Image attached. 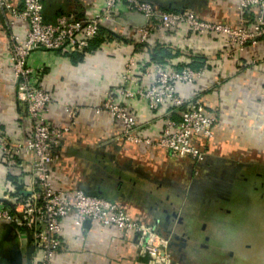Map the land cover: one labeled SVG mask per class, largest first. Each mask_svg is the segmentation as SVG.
<instances>
[{
	"label": "crops",
	"instance_id": "1",
	"mask_svg": "<svg viewBox=\"0 0 264 264\" xmlns=\"http://www.w3.org/2000/svg\"><path fill=\"white\" fill-rule=\"evenodd\" d=\"M151 1L167 12L189 11L205 22L237 25V0ZM41 2L46 21L55 23L61 17L88 19L103 0ZM9 4L21 10L24 0H9ZM9 17L0 7V126L11 144H19L31 137L32 127L26 113L19 108V85L11 70V36L14 34L23 42L28 25L11 24ZM143 22L135 14L121 10L113 21L103 23L91 52L38 50L32 53L28 64L41 71V87L55 100L49 113L50 123L69 128L57 149L58 161L53 167L58 188L72 194L81 190L90 196L118 202L127 214L153 226L162 236H168L173 227L177 230L173 232L183 234L182 225L188 222L190 230L193 225L196 227L198 214L195 212L203 214L200 208L211 207L221 199L222 185L241 177V170H257V177L264 179V47H250L242 54L240 64L228 60L222 66L215 38L201 39L185 28L179 33L162 30L149 39L148 45L159 53L155 55L157 59L169 51L174 58L169 62H178L181 66L190 57H201L205 65L210 63L208 74L196 86L180 89L189 98H200L218 119L209 144L213 152L208 156L211 172L208 178L206 172L201 173L198 181L190 166L183 168L165 151L123 140L122 126L108 111L96 113L103 105L106 92L110 91L120 101L124 99L119 92L121 76L126 60L138 55L134 28ZM216 61L221 62L220 68L216 67ZM70 107L77 109L73 118L67 113ZM128 107L142 124L139 132L154 138L159 136L161 118L150 113L141 98L128 102ZM29 160L25 155H18L10 161L0 151V200L30 192L33 178ZM231 167L238 168L237 174L225 173ZM196 181L199 188L195 187ZM194 194L204 200L195 201L198 197ZM182 197L188 198L187 201ZM173 213L178 218L172 217ZM179 218H183L182 223ZM65 226L67 250L57 256L55 264H150L140 254L138 239L134 236L93 222L85 223L80 230L69 220ZM195 241L203 243L197 238ZM27 244L26 228L0 221V264H11V251L20 249L25 253ZM186 255L183 264L192 263L191 256Z\"/></svg>",
	"mask_w": 264,
	"mask_h": 264
},
{
	"label": "built area",
	"instance_id": "2",
	"mask_svg": "<svg viewBox=\"0 0 264 264\" xmlns=\"http://www.w3.org/2000/svg\"><path fill=\"white\" fill-rule=\"evenodd\" d=\"M237 4V25L230 27L205 22L189 11L166 12L151 0H103L88 19L61 17L55 23L46 21L41 0H24L21 10L14 9L9 0H0V7L4 15L10 16L11 24L28 25L23 42L14 34L11 36V70L19 85V108L26 113L32 127L30 138L11 144L0 126V151L10 161L18 155L29 158L33 178L30 192L0 200V221L27 228L32 233L35 247L32 264H55L57 256L67 250L64 237L68 220L78 230L83 229L85 223L93 222L136 237L140 254L146 256L150 264H179L170 250V240L153 226L131 217L118 202L90 196L81 190L72 194L58 188L53 167L58 161L57 149L69 128L52 125L49 121L55 100L41 87V71L28 64L32 53L38 50L85 53L103 23L113 21L121 10L144 17L146 25L134 28L140 47L138 55L126 60L121 76L119 92L124 99H115L108 91L96 113L108 111L122 126L121 137L127 143L163 150L179 162H198L194 172L199 175L198 168L207 165L206 150L214 138L218 119L200 98H189L180 89L196 86L208 74L210 63H206L204 70L193 71L188 68L191 60L187 58L182 62L186 67L179 71L174 61V64L153 63L147 45L156 32L171 29L179 33L186 28L201 39L217 40L222 66L228 60L238 65L248 48L264 47V0H237ZM216 67L220 68L221 62L216 61ZM138 98L147 104L150 113L161 118L156 138L139 132L142 124L138 116L129 111L128 102ZM76 111L70 107L67 113L73 118ZM203 161L205 163L199 164Z\"/></svg>",
	"mask_w": 264,
	"mask_h": 264
},
{
	"label": "rangeland",
	"instance_id": "3",
	"mask_svg": "<svg viewBox=\"0 0 264 264\" xmlns=\"http://www.w3.org/2000/svg\"><path fill=\"white\" fill-rule=\"evenodd\" d=\"M211 153L213 152L208 146L206 161ZM215 154L217 155V152H215ZM196 163L198 162H180L183 168L190 166L193 171L196 167ZM203 163H205V161L199 164ZM198 170L200 173H204L206 167L200 166ZM249 172L252 173H246L245 169H243L241 170L242 176L240 175V178H250V184H240L242 186V193H244L245 196L242 197L241 206H243V208L242 211L239 210V212L245 213L243 217L245 219L244 222L247 223V227L245 226L246 224L242 225L239 223L241 221L240 217L235 218V222L231 221L232 217L227 215V210L230 209L231 205L223 199L222 202L220 199H217L211 207L205 206L200 208L203 210V216H208L209 213H212L213 216L211 221L204 220L202 219L203 216H201L198 218L197 225V232L201 235L206 246L208 244L212 245V238L218 240V245L215 248L216 251L211 252L212 260L222 258V253L225 254L227 251L228 254L226 259L228 260V264H264V179H259L257 177L259 174L257 170ZM195 176H197V173ZM222 188L223 197L226 195L227 189H225L224 186ZM228 190H230V192L226 196L229 198L232 197V199L235 200V188L231 187V189ZM236 193H238V190H236ZM188 195L191 196L190 193H188ZM194 195L198 197V194ZM187 199L188 198L184 199L182 197L183 201H187ZM198 200L203 201L204 199L198 197L195 201ZM197 204H199V202H197ZM178 206H181V204ZM173 228V231H177L176 228ZM164 237H167L170 241L172 239L171 235ZM210 237L212 238L209 239ZM202 246L203 245L200 247ZM222 250L225 252H222ZM202 251L205 252L204 250Z\"/></svg>",
	"mask_w": 264,
	"mask_h": 264
},
{
	"label": "flooded vegetation",
	"instance_id": "4",
	"mask_svg": "<svg viewBox=\"0 0 264 264\" xmlns=\"http://www.w3.org/2000/svg\"><path fill=\"white\" fill-rule=\"evenodd\" d=\"M206 164L207 165H205V167H206V170H205L206 175L205 176L207 177V174H209L211 172V170H210L211 169L210 168L211 161L208 159L206 161ZM237 171H238V168L231 167V168H228L227 170H225V173H227L228 175H234ZM247 172L250 173L248 170H246V173ZM200 174L201 173H199V175ZM240 174H241V171H240ZM199 175L196 176L198 178V181L201 178ZM202 175H204V173ZM241 176H242V174H241ZM259 179H261V178H259ZM249 180H250V178H247V177H245V178H240L239 177V178L230 179L231 182L225 183V185H222V187L224 186V188L227 189L226 195L230 192V190H228V189H231V187H234L235 188V200L232 199V197L229 198L228 196H226L224 194H223L224 196L220 199L221 202H222V199H223V200H225L227 203H229L231 205L230 209L227 210L228 211L227 215L232 217L231 221L235 222V218L240 217L241 221L239 223H241L242 225L246 224L245 225L246 227H247V223L244 222L245 219L243 217L245 215V213H243V212L240 213L239 212V210L242 211L243 206H241V200H242V197L245 196V194L242 193V190H241L242 186L240 184H242V183L245 184V185L250 184ZM198 181H196V183H195V187L196 188H199ZM236 190H238V193H236ZM222 192H223V188H222ZM232 203H233V205H232ZM195 213L198 214V217H196V220H197V224L196 225H198V218L203 216V214H202V211H201V213H199V212H195ZM202 219L207 220V221H211L213 219L212 213H209L208 216H203ZM179 223H182V222H179ZM182 226H183V228L185 230V233H186V234L185 233H183V234H185L186 238H188V244H187L186 248L182 249V251L180 253L179 252L180 251L179 248H176V247H173V246L170 247L171 249H175V250L178 251V252L176 251L177 252V254H176L172 250L174 252V254H175V257H177V256L179 257V259L177 261L179 264L185 263V259H187V255L186 254H189V256H191V258H192V263L189 262L188 264H228V260L226 259L227 258V254H228L227 251H226L225 254L222 253V258H219L218 260H212L211 259V252H215L216 251L215 248L218 245V240L217 239H213L212 237H210L209 239L212 238V245L208 244L207 247L209 246L210 248H206V245H205L206 243L202 240L201 235L197 232V228H198L197 226L195 227V225H193V229H191V230L188 228V222H186V224L184 223ZM177 235L181 236L182 234H178V233L174 232L173 235H171L172 239L170 241V246H171V243L174 242V237L177 236ZM196 238L198 240H201L203 243H201V244L198 243L197 244L196 241H195ZM201 245H203V246L200 247ZM204 248H206V249H204ZM202 250H204L205 252H203ZM222 252H225V251L222 250ZM25 262L27 263L26 260L24 261V264H25ZM31 263H32V259H31Z\"/></svg>",
	"mask_w": 264,
	"mask_h": 264
},
{
	"label": "water",
	"instance_id": "5",
	"mask_svg": "<svg viewBox=\"0 0 264 264\" xmlns=\"http://www.w3.org/2000/svg\"><path fill=\"white\" fill-rule=\"evenodd\" d=\"M183 12V11H181ZM135 16L137 18H140L141 20L143 19V23L142 24H137V27H143L146 25L147 21L144 17L140 16V15H136ZM6 204H8L11 208H13L12 204L10 202H5ZM170 217V216H169ZM172 217L174 218H178V215L176 213H173L172 214ZM182 219L183 218H179V222H182ZM27 230V233H28V244H27V247H26V251L25 253L20 250V249H15V250H12L11 251V255L9 257V261L11 262V264H24V258L26 259L27 263L28 264H32L31 263V259L35 253V247L33 245V235L32 233L26 228ZM173 230L172 231H169L167 234L168 235H173ZM188 244V238H186V235L185 234H182L181 236H175L174 237V242L171 243V246L170 247H176V248H179V252L181 253L182 249H185L186 246Z\"/></svg>",
	"mask_w": 264,
	"mask_h": 264
},
{
	"label": "trees",
	"instance_id": "6",
	"mask_svg": "<svg viewBox=\"0 0 264 264\" xmlns=\"http://www.w3.org/2000/svg\"><path fill=\"white\" fill-rule=\"evenodd\" d=\"M167 12V11H166ZM169 13H174V12H169ZM101 29V28H100ZM100 32V31H99ZM101 33H102V30H101ZM96 44L94 43V41L92 42L90 48L85 52H91V50L93 49V46H95ZM139 45L137 44V47H136V50L138 51L139 49ZM147 48H149V55H150V58H151V61L153 63H161V64H166L167 62H169L170 60L174 59V58H171V55L168 54L169 51H167V53L162 56L160 59H157V56L158 54L155 53L154 50H152V48L147 45ZM163 51V50H162ZM84 53V54H85ZM157 54V56H155ZM156 57V58H155ZM190 60H191V64L188 65V68H190L191 70L193 71H201V70H204L206 68V65H205V61L202 60L201 57H190ZM185 64H183L181 66V63L179 64L178 62L176 63V65L174 66L175 69L181 71L184 67H186V65L184 66Z\"/></svg>",
	"mask_w": 264,
	"mask_h": 264
}]
</instances>
